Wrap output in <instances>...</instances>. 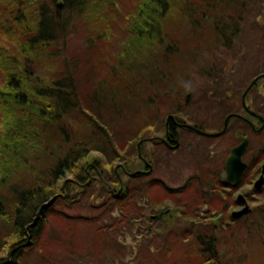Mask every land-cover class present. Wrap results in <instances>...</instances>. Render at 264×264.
Returning a JSON list of instances; mask_svg holds the SVG:
<instances>
[{"label": "trees", "instance_id": "trees-1", "mask_svg": "<svg viewBox=\"0 0 264 264\" xmlns=\"http://www.w3.org/2000/svg\"><path fill=\"white\" fill-rule=\"evenodd\" d=\"M59 2L63 3L61 9ZM206 2L210 5L204 6ZM220 2L0 0V264H29L34 254L38 264H63L65 260L67 264H80L89 259L92 264H109L113 261L110 255L121 251V243L116 241L119 233L135 234L152 219L146 218V210H158L153 180L142 183L139 177L129 179L126 191L117 197L100 180L101 188L93 192L91 186L77 187L76 182L86 184L90 164L97 163L98 168L99 164L107 165L103 179L119 187L112 165L122 154H128L122 162L134 168L132 152L136 153L134 143L141 133L138 123L142 110L149 121L155 113L152 101L165 98L178 74V69L175 75L170 71L175 56L169 45H177L178 52L182 51L179 44L183 38L178 29L185 25L186 9L190 13L214 9L213 5ZM77 25L98 45L90 46L98 49H91L85 61L81 60L82 70L76 55ZM116 25L123 30L125 41L113 55L110 33ZM1 39H7L8 44ZM60 50H67L70 57ZM113 134L123 141L134 137L129 143L126 140L123 153ZM92 152L103 157H92ZM45 154L50 161L41 169L42 175L27 173L28 169L34 171L30 159ZM59 180L67 183L66 197L58 196L63 187L58 189ZM54 197L55 203L47 207ZM98 199L99 205L92 204ZM84 206L98 210V217H69L64 212ZM258 210L264 226V209ZM185 213L178 222L187 220ZM81 225L87 234L77 238L74 227ZM243 228L250 233L248 227ZM184 230L189 231L170 226L168 233L174 240H165L162 250L170 252L182 243L183 254L193 257L200 253L219 261L215 245L220 239L215 234L193 240L186 253L187 241L181 234ZM256 230L264 235L260 226ZM88 237L87 243H81ZM98 242L100 247L88 245ZM150 248L145 249L143 257H136L135 264H164L153 259L162 250L153 249L152 254ZM175 261L187 264L188 257Z\"/></svg>", "mask_w": 264, "mask_h": 264}, {"label": "flooded vegetation", "instance_id": "flooded-vegetation-1", "mask_svg": "<svg viewBox=\"0 0 264 264\" xmlns=\"http://www.w3.org/2000/svg\"><path fill=\"white\" fill-rule=\"evenodd\" d=\"M221 1L213 5L214 9L192 11L189 15V37L200 39L198 49L207 50L195 55L192 48L190 59L184 60L183 65L180 59L184 73L174 79L177 86L173 84L165 98L153 106L159 112L161 106L168 109L165 120L146 122L142 110L138 123L141 133L135 171L142 183L155 182V203L158 198L169 199L168 209L157 207L156 213L148 215L152 219L145 227L149 232L156 228L158 236L160 232L168 233L170 226L184 225L189 229L181 233L184 239L197 241L212 236L209 225L218 229L224 225L248 224L253 219L250 215L255 210L257 195L263 193L264 186L256 190L255 183L264 165V92H260L264 91V11L257 10L256 0ZM204 37L206 41L202 43ZM249 48L253 50L251 60L242 64L241 59ZM197 59H203L204 63L198 64ZM182 81L188 82L192 90L185 91ZM244 138L250 142L243 157L247 168L238 182H232L228 179L227 160ZM220 141L226 143L221 151ZM89 169V183L76 182L77 187L104 181L105 171L97 163H91ZM132 170L123 162L115 169L119 187H108L113 195L123 193L125 178H130ZM241 198L251 211L234 219L233 214L246 206ZM163 203L159 202V206ZM177 210L185 211L187 220L178 222L183 211Z\"/></svg>", "mask_w": 264, "mask_h": 264}, {"label": "rangeland", "instance_id": "rangeland-1", "mask_svg": "<svg viewBox=\"0 0 264 264\" xmlns=\"http://www.w3.org/2000/svg\"><path fill=\"white\" fill-rule=\"evenodd\" d=\"M229 1H235L236 0H229ZM240 1V0H237ZM244 1V0H243ZM258 2V3H257ZM61 3V2H59ZM243 3V2H242ZM256 6L258 7L257 10H263L264 11V7L262 6L264 4V0H256L255 1ZM210 5V2H206L204 6H208ZM263 7V8H262ZM206 9V8H204ZM190 9H186L185 14H187V16L190 13ZM187 16H186V20H185V25L178 29L180 35L183 38L182 43H178L179 45H181L182 47V51L178 52L177 48L175 45L170 44V52L175 56L173 57V65L172 68H170L171 73H173L175 75L177 69H178V77L180 78L181 75H183L184 73V69L182 67L179 66L180 64V59H181V63L183 65V61L190 59L192 57V55L190 54V52L192 51V48H195L194 54H199L200 52H204L207 49L202 48V50L198 49L199 45L198 42L200 41V39L196 38L195 40L190 38L188 35V22H187ZM260 17H258V21H260ZM73 23H77V20H74ZM76 34H75V41L77 42L76 46L78 47V51H77V56L80 60V65H79V70H82V65H84L83 61H85V58L90 55L92 53L91 49H98V47H90V46H98L95 41L93 40V38L90 37V35H88L86 32L82 33L81 27L79 25H77V27L75 28ZM123 30L119 29L118 26L116 25V29L114 32L110 33V38L113 39V46L115 47L112 50V54L114 55L117 52V48L123 44L121 42L125 41L122 40V36H123ZM74 35V33H73ZM73 35L71 37V39L73 40ZM8 39V38H7ZM4 40L1 39V41L3 43H7L8 44V40ZM206 41V38L204 37L202 40V43H204ZM176 51V52H175ZM178 52V53H177ZM60 53L62 55H67L68 51L67 50H60ZM217 52L215 51L214 54L212 56H214ZM162 54V53H160ZM253 55V50H251V48L248 49L247 54H245L242 59H241V63H249L251 60V56ZM70 57V56H69ZM109 60H112L111 56H108ZM154 57H152L153 59ZM117 62V59L115 58V63ZM197 63L198 64H202L203 59H197ZM89 64H91V62H89ZM246 64V65H247ZM179 66V68H178ZM205 69H208L207 65L204 66ZM90 65H88L85 69H89ZM0 74L2 75L3 72L0 70ZM47 73H45L46 75ZM178 78V79H179ZM180 80V79H179ZM173 86H177L176 80H174V85ZM261 93H263V89L260 90ZM161 94V93H160ZM159 94V95H160ZM162 96V95H160ZM160 100H162V98H160ZM151 103V102H150ZM152 103L155 105L156 100L152 101ZM153 105V106H154ZM162 109V111H161ZM163 108V106H161L160 108V112L159 114H157V111H159L158 109H154L155 111V119L149 120L147 121L148 115L144 114V116H146V122H154L156 120H160V121H164L167 113H168V109ZM145 110V109H143ZM1 114H0V118H1ZM1 129V127H0ZM140 131V128L138 129ZM113 136L116 138L117 140V144L120 146L122 152L124 150L125 144H126V140L129 143L130 139L133 140V136H128L125 137V141H123L122 139H120L118 137V135L113 134ZM133 137V138H132ZM137 143H134L135 145V150L136 153L132 152V161L134 162V169H137L138 167V160H137ZM219 148L218 150L221 151L223 149H225L226 147V143L224 141H220L219 142ZM256 143V144H255ZM254 145V152L257 154L258 152V146H257V142L255 141ZM252 153V151H250ZM92 157H103L101 155V153L98 152H92L90 154ZM122 158L118 159L117 161H115V163L112 165V169H116L117 166L122 162V161H126L127 160V156L128 154H122L121 155ZM90 158V156H89ZM50 159L48 156L45 155H41L40 157H34L30 159L29 165H32L30 168H33L34 171L28 169L27 173L30 172H34L39 174L41 169L45 168L47 166V164L49 163ZM125 163V162H123ZM107 165H103L100 170L102 172L107 171V168L105 167ZM111 169V168H110ZM41 174V173H40ZM42 175V174H41ZM108 175V174H106ZM46 176V175H45ZM26 179H31L30 177L26 176ZM129 182V179L126 178V185ZM96 184H98V181L96 182ZM58 189L61 188V186H63V180H59L57 183ZM90 186V185H89ZM96 188H101L100 186L97 185H93L91 186V192H93ZM126 191V188H124L123 193ZM60 196L66 197L68 195L67 192H64L63 190L57 192ZM169 200V199H168ZM164 198H158V203L155 204V207H160L161 208H165L168 209L169 207L167 206V201ZM159 202H164L161 206H159ZM87 204V202H85ZM101 202L98 199L93 200L92 204L94 205H99ZM165 205V206H164ZM142 208L144 207V205L142 204L141 206ZM253 208L255 209L253 211V213L251 214L253 216V219H250L251 222H249L248 224H244V225H224V226H219L218 229H212V226L209 225V233L210 231L215 234L219 239H216L217 244L215 245V250L216 252L219 251V255H218V259L219 261L216 263L211 261L208 258V255H203L200 253H196L195 256L191 257L189 255L183 254L182 252V247L185 246L182 243L178 244L175 246V248H173L170 252H166L163 249V244L164 241H170V240H174V237L172 235H169L167 232H160L161 236H158V232L156 231V228H154L153 231L149 232L147 231V227H139V230H136L135 234H125L120 232L119 234L121 236H117L116 241H119L121 243L120 247V252H115V254H111L110 255V259L113 258V261L109 262V264H135L138 261H136V257L138 258L139 256L143 257L145 254V249L147 247H151L150 251L153 254V249H159L162 251H157V253L155 254V256L153 257V259L155 260L156 263H159V260H161L162 262H164V264H173L176 263L178 264L175 260H179L180 257L183 258L184 255L186 257H188V261L187 264H191V259L194 261L192 264H264V235L262 234V231L259 230V232L256 230L259 226L261 227V229L264 231V226L261 225L263 223L261 216H259L260 210H258V208L264 209V191L262 193L261 196L257 195V198L255 200V204L253 206ZM257 209V210H256ZM147 214H146V218H148L149 215V210H146ZM182 212L183 210H177ZM64 212L66 214V216L72 217V216H78V215H83V216H87V217H98L99 212L98 210H94V209H90L88 206H84V207H80L78 209L75 210H68V209H64ZM151 213H156V211L151 212ZM154 215V214H153ZM200 221V220H199ZM57 226V224L55 225ZM248 227L250 230V233L248 232L247 229L242 227ZM251 226V227H249ZM226 227V228H224ZM257 227V228H256ZM76 229V237L79 238H83L85 237V235L87 234V232H83L85 231V227H83L82 225L80 227H74ZM87 228V227H86ZM187 227L180 226V229H185ZM141 229V230H140ZM58 232L60 231V229L57 230ZM74 231V230H73ZM88 233L89 236L91 237V232L92 231L90 228H88ZM139 231V232H138ZM63 233H65V231H63ZM75 233V232H74ZM84 235V236H82ZM86 238L84 240L81 241V243L85 242L90 238ZM155 242H151L154 241ZM193 240H189L187 241V252L188 253L190 251V247H192L194 244ZM87 243V242H86ZM83 244V245H84ZM89 246L95 248L94 246L97 245L100 247V242L95 243L93 245L88 244ZM114 245V244H113ZM151 245V246H150ZM114 247H116L114 245ZM6 252L9 254L8 252V246L6 247ZM117 251V250H116ZM58 253H61V249L58 248L57 249ZM62 254V253H61ZM218 254V253H217ZM10 255H8V257H10ZM38 257V256H37ZM60 257V255H59ZM62 257V256H61ZM64 258V257H62ZM89 258V257H88ZM12 260V257L10 258ZM195 259H197V261H195ZM36 261V255H32L30 256V260H29V264L32 263L33 261ZM121 260V261H120ZM153 260V262H154ZM33 264H38L37 262H35ZM63 264H67V260L64 261ZM80 264H92L90 262V259L87 262L81 261Z\"/></svg>", "mask_w": 264, "mask_h": 264}, {"label": "water", "instance_id": "water-1", "mask_svg": "<svg viewBox=\"0 0 264 264\" xmlns=\"http://www.w3.org/2000/svg\"><path fill=\"white\" fill-rule=\"evenodd\" d=\"M58 7L61 9L63 7V4H59ZM262 77H264V75ZM262 77H260V78H262ZM226 129H227V127H225L224 131ZM249 143H250L249 139L244 138L239 146L232 149L231 156L227 160V172H228L229 181L238 182L241 179L243 173L245 172L247 165L243 162V157L248 151ZM137 174H139V173H134V174H132V176H136ZM263 186H264V165L262 166L261 177L255 183V189L256 190H262ZM242 198H241V200H242L241 203L246 204V201ZM53 202L54 201H52L49 205H47V207L51 206L53 204ZM250 211L251 210H250L249 206L246 204L245 208L242 211L235 212L233 214V218L239 219V218L247 215L248 213H250Z\"/></svg>", "mask_w": 264, "mask_h": 264}, {"label": "clouds", "instance_id": "clouds-1", "mask_svg": "<svg viewBox=\"0 0 264 264\" xmlns=\"http://www.w3.org/2000/svg\"><path fill=\"white\" fill-rule=\"evenodd\" d=\"M181 84L184 87L185 91H191L192 90V87L188 82L182 81Z\"/></svg>", "mask_w": 264, "mask_h": 264}]
</instances>
